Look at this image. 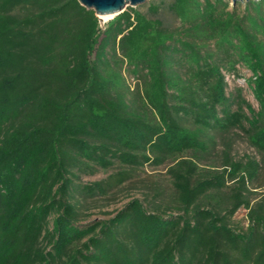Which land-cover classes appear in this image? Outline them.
Wrapping results in <instances>:
<instances>
[{"label":"trees","instance_id":"trees-1","mask_svg":"<svg viewBox=\"0 0 264 264\" xmlns=\"http://www.w3.org/2000/svg\"><path fill=\"white\" fill-rule=\"evenodd\" d=\"M262 186L264 0H0V264H264Z\"/></svg>","mask_w":264,"mask_h":264},{"label":"rangeland","instance_id":"rangeland-1","mask_svg":"<svg viewBox=\"0 0 264 264\" xmlns=\"http://www.w3.org/2000/svg\"><path fill=\"white\" fill-rule=\"evenodd\" d=\"M153 1L157 3L159 2V0H147L146 3H144L143 5L137 6L136 8L139 7L142 10H147L148 4ZM160 18L163 19L166 24H169V25L174 24V19L172 15L169 13L168 10H165L164 7L161 11ZM109 20H107L106 22H108ZM241 74H242L241 77H235V76L228 77L229 92L233 93L237 99H238L237 88H240L241 86L244 85V79L250 76V72H248L246 69H241ZM242 96H244L248 102H251L257 108L258 105L256 101L253 99L250 92L248 91L243 92ZM237 132L239 135L234 137V141H233L234 142L233 154L235 155V157L239 159V158L244 157L245 155L256 156L257 155L256 152L249 146L246 139L240 135L242 132L239 130ZM137 174H138L137 177L131 183H129V185H127L126 188L120 191H116L110 197L106 199H99L96 203H93L90 209V213L92 214V217L90 219L108 217V214L113 213L117 209L121 208L123 204L131 197L143 198L146 192L143 182H146V181L151 182V181L157 180V178L158 179L160 178V180H164L163 182L167 184V177L165 175L164 168H161L156 171H153L151 168H149L146 172L139 171ZM104 177H105V174L99 173L96 176L85 177L84 180L91 182L94 180L102 179ZM257 190L259 194L258 197L264 198V186L260 187ZM245 216H246V211L242 210L238 213L237 219L240 220L242 223H245L246 222Z\"/></svg>","mask_w":264,"mask_h":264},{"label":"water","instance_id":"water-1","mask_svg":"<svg viewBox=\"0 0 264 264\" xmlns=\"http://www.w3.org/2000/svg\"><path fill=\"white\" fill-rule=\"evenodd\" d=\"M81 5L88 9H93L96 15L100 18L101 15H113L115 16L123 13L127 7H137L146 3L147 0H78ZM238 1L244 0H232L233 4ZM101 20V19H100Z\"/></svg>","mask_w":264,"mask_h":264},{"label":"bare ground","instance_id":"bare-ground-1","mask_svg":"<svg viewBox=\"0 0 264 264\" xmlns=\"http://www.w3.org/2000/svg\"><path fill=\"white\" fill-rule=\"evenodd\" d=\"M112 17H113V15H101L100 19H101V22L104 23L107 20L111 19Z\"/></svg>","mask_w":264,"mask_h":264}]
</instances>
